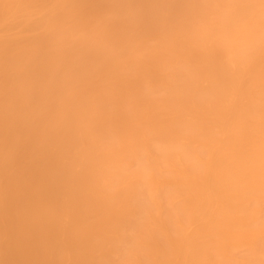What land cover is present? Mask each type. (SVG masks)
I'll use <instances>...</instances> for the list:
<instances>
[{
    "label": "bare ground",
    "instance_id": "obj_1",
    "mask_svg": "<svg viewBox=\"0 0 264 264\" xmlns=\"http://www.w3.org/2000/svg\"><path fill=\"white\" fill-rule=\"evenodd\" d=\"M0 264H264V0H0Z\"/></svg>",
    "mask_w": 264,
    "mask_h": 264
}]
</instances>
